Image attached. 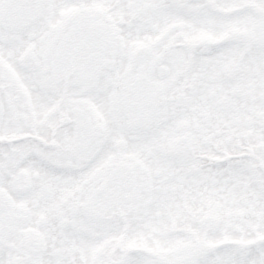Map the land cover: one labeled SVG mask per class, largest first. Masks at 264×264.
<instances>
[{
	"label": "snow or ice",
	"instance_id": "6c2138e0",
	"mask_svg": "<svg viewBox=\"0 0 264 264\" xmlns=\"http://www.w3.org/2000/svg\"><path fill=\"white\" fill-rule=\"evenodd\" d=\"M9 36L68 117L35 154L80 169L27 154L73 211L20 264H264V0H0V109ZM17 79L55 125L45 83Z\"/></svg>",
	"mask_w": 264,
	"mask_h": 264
},
{
	"label": "flooded vegetation",
	"instance_id": "af4514ba",
	"mask_svg": "<svg viewBox=\"0 0 264 264\" xmlns=\"http://www.w3.org/2000/svg\"><path fill=\"white\" fill-rule=\"evenodd\" d=\"M74 14L69 11L65 13V18L68 19ZM4 41L10 46L8 59L14 61L16 67L5 82L7 95L4 106L0 109L3 114L4 133L0 136V252H4L13 264H20L22 260H27L25 252L24 256H21L24 245L21 228L24 219L28 220L29 212L32 222V219L35 221L38 217L39 183L36 180L37 173L25 164V161L29 159L27 154L31 152L32 159H40L53 173L57 171L63 174L62 171L69 170L78 172L80 169H68L58 162L35 154L37 145L45 144L44 137L51 133L52 127H56L57 130L68 127V117L59 111L62 103L61 93L46 86L49 70L42 65L32 63L31 46L21 49L11 36L5 37ZM5 63H8V60ZM21 73L45 83L41 91L52 105L48 110V119L49 121L55 119V125L49 126L48 123L40 125L34 122L29 105V90L17 79V75ZM41 186L48 200L65 207L62 215L65 220L61 223L68 227L69 213L73 211L71 193L64 188L61 192L54 190L52 183L41 184ZM27 243L34 248L39 246V239L36 236L34 239H29Z\"/></svg>",
	"mask_w": 264,
	"mask_h": 264
},
{
	"label": "rangeland",
	"instance_id": "374dc122",
	"mask_svg": "<svg viewBox=\"0 0 264 264\" xmlns=\"http://www.w3.org/2000/svg\"><path fill=\"white\" fill-rule=\"evenodd\" d=\"M71 13H74V11H72ZM58 96L59 95H57V97ZM62 172L64 174V173H66L68 171H62ZM54 174L56 176L60 177V178H63V174H61V175H58V173H54ZM52 185L54 186L53 189L56 190V191L61 192L62 189H63V186L60 185V184L52 183ZM42 187L43 186H41V184L39 183L37 201H38V209H41V210L40 211H37L38 217L36 218L35 221H34V219H32L33 220V222H32L30 220V212H29V215H28L29 218H28V220L24 219L23 227H22V230H21V233H22V236L24 238V241L29 236L40 235L42 237V233L40 231V228L45 223L48 222L50 216L59 217L61 221L64 219L62 215H63V211L65 210V207L64 206H60V204H57L55 202L52 203V201L48 200L46 194L42 190ZM44 187H48V186L47 185H44ZM97 189L98 190H102L103 189L102 184H98L97 185ZM89 214L90 215H94V213H89ZM27 222H30V223H27ZM61 224L62 223H60V228H62V225ZM89 235H94V234L93 233H89ZM58 238L59 237H56V239H58ZM36 248L37 249H32V248H30V245H27V244L25 245L24 244V252H26V258H27V260L31 259L34 255H39L40 252L44 248V243H42L40 245V247H36ZM21 256H24V253L23 252H22V255Z\"/></svg>",
	"mask_w": 264,
	"mask_h": 264
}]
</instances>
